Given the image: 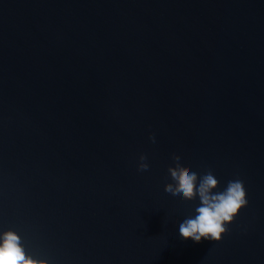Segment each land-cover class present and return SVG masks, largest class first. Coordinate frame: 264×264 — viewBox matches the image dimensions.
Segmentation results:
<instances>
[{"label": "water", "instance_id": "obj_1", "mask_svg": "<svg viewBox=\"0 0 264 264\" xmlns=\"http://www.w3.org/2000/svg\"><path fill=\"white\" fill-rule=\"evenodd\" d=\"M174 155L243 181L220 242L180 237ZM7 231L47 264H264V0H0Z\"/></svg>", "mask_w": 264, "mask_h": 264}, {"label": "clouds", "instance_id": "obj_2", "mask_svg": "<svg viewBox=\"0 0 264 264\" xmlns=\"http://www.w3.org/2000/svg\"><path fill=\"white\" fill-rule=\"evenodd\" d=\"M150 139L155 142L154 137ZM138 171H147V157L140 156ZM175 167H169L172 183L164 191L172 196H182L185 201L199 199L196 215L178 224L180 237L200 243L202 239L220 242L226 234V225H231L240 211L247 206L243 181L230 180L223 191H216L218 180L211 170L198 175L180 163L179 156H173ZM0 264H47L43 259L26 255L21 238L12 231L0 235Z\"/></svg>", "mask_w": 264, "mask_h": 264}]
</instances>
